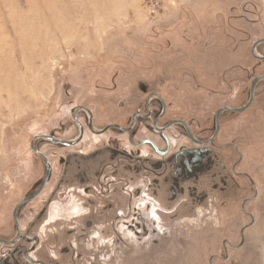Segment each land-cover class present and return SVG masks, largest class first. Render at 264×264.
<instances>
[{"label":"rangeland","instance_id":"rangeland-1","mask_svg":"<svg viewBox=\"0 0 264 264\" xmlns=\"http://www.w3.org/2000/svg\"><path fill=\"white\" fill-rule=\"evenodd\" d=\"M155 1L0 0V43L10 46L6 58L17 60L16 71L0 78L4 235L11 232L13 207L42 173L29 149L32 137L54 128L62 138L75 136L73 106L89 108L96 128L123 123L143 99L144 84L167 100V117L197 119L209 137L219 108L248 101L251 81L264 75V62L257 65L251 54L264 37V0ZM33 27L41 37L31 44ZM18 45L29 47L26 72ZM256 53L264 56V43ZM79 118L86 122L85 113ZM85 131L72 148L40 141L54 170L21 211L25 234L38 236L41 246L32 257L45 264H264V79L250 106L222 113L216 138L222 152L207 156L212 165L174 184L166 165L152 172L137 167L147 149L139 152L111 131ZM134 133L155 139L139 123ZM169 135L190 146L180 144L175 130ZM108 140L130 151L127 161ZM142 191L153 197H141ZM72 201L80 212L69 208ZM31 222L33 230H26Z\"/></svg>","mask_w":264,"mask_h":264},{"label":"flooded vegetation","instance_id":"flooded-vegetation-1","mask_svg":"<svg viewBox=\"0 0 264 264\" xmlns=\"http://www.w3.org/2000/svg\"><path fill=\"white\" fill-rule=\"evenodd\" d=\"M254 59L256 60L257 65L264 62V60H258L256 58ZM254 70L255 67L253 66V71ZM141 90L144 94L143 99L138 102L137 107L129 114L123 123L117 121L110 122L101 128H96L93 125L92 113L89 108H87L85 105H76L70 109L71 120L78 129V133L75 136L70 138H62L59 135L60 133L58 128H54L48 134H37L32 137L29 149L34 155L35 159L38 161L42 173L41 176L33 182L31 189L28 190L22 199L19 200L13 207L11 211L10 235H4L0 231V264H45V262L42 260L32 257V251H36L41 247L38 236L26 235L20 222L21 211L24 209L26 204L31 201L33 202L36 198H38V196L42 194L53 176L54 165L51 162V159L48 158L44 150H42L40 147V141L42 140L49 145H55L57 148L65 149L79 145L83 141V138L86 134V129L89 130L93 136H100L105 134L107 131H111L115 135L126 137L124 140L126 143L130 144L131 148L137 149L139 152L140 149H143L142 152H145L146 149L148 150L147 154L141 153L137 156L140 158V161L136 159V162L140 163L137 165V167L141 171L148 170L152 172L155 167H164L166 165L172 171L169 180H171L173 184L177 183L179 180L187 179V176H200L207 166L212 165L211 159H208L207 156L209 154H214L216 157L218 152H222L221 147L217 144L216 138L220 130V117L223 112L230 110L224 109L220 111L218 119L216 118V114L217 111L222 107L215 112L212 122L213 127L211 135L206 137L205 135H207V128L203 127L197 119H185L181 118V116L167 117V100L159 92L149 91L147 85L145 86L142 84ZM122 106L123 105H121V107ZM81 112L85 113L86 122L85 120H80L79 115ZM138 123L139 125H143L147 132L152 133L155 136V139L148 137L136 139V133H134V130L136 124L138 125ZM173 130H175L179 135L180 144L183 141V143H188L190 146L180 147L176 140H174L169 135V132L172 134ZM108 143L110 144V147H113L111 145H116V147L113 148L115 149L113 152L114 154L119 155L120 159H124L125 161L128 160L127 153H130V151L128 149H124L123 147L121 148L120 142L117 143V145L114 141L110 142L108 140ZM231 145L234 149V152L237 154L239 153L238 155L241 156L237 142H232ZM75 152L82 153L78 151H74L73 153ZM149 158L155 159L153 160V163H148L149 160H151ZM61 162L62 161L59 160V164L64 165V163ZM99 164L102 163L99 162ZM102 165L104 167H108V165H105V163ZM236 165H238V163L235 164L234 167H236ZM95 178L98 180L100 179L99 170L95 173ZM141 179L143 178H139L138 180ZM92 188L95 190V187ZM90 190L91 189H88V187L84 189V198L88 200L87 202L91 200L88 199L89 196L87 195ZM135 190L139 191L138 188ZM74 192H77L79 195L81 193L79 188L77 190L75 189ZM92 193L95 194V192ZM142 194L145 196L150 194L151 197H153L151 193L147 194L142 191L140 194L141 197ZM72 195L75 197L74 194ZM26 197H29V199L24 201ZM74 203L78 204L76 201H74ZM83 207L86 208L85 206ZM78 211L80 212V210ZM43 215L44 213H42L41 217ZM45 218L46 215L42 219H39V224L44 222ZM32 225L35 226L36 224H32L31 222L25 229H32L30 227Z\"/></svg>","mask_w":264,"mask_h":264},{"label":"bare ground","instance_id":"bare-ground-1","mask_svg":"<svg viewBox=\"0 0 264 264\" xmlns=\"http://www.w3.org/2000/svg\"><path fill=\"white\" fill-rule=\"evenodd\" d=\"M35 35H36V37H35ZM15 36H16V35H15ZM15 36H14V34H13L12 40H13L14 42H15V39H16ZM38 37H41V35H40V33H39V30H37V29L34 28V27L31 28V29H30V34H28V40H29V42H30L31 44L35 43L36 41L39 40ZM41 39L43 40V38H41ZM43 41L46 42V40H43ZM43 41H40V42H39V43H40V46L43 45ZM39 43H38V45H39ZM8 47H10L8 44H6V43H0V78H2L1 76L4 75V72H5V71H6V73H7L8 71H11V72L16 71V64H15V61H17V60H16V58H15V56H14L15 54H13L12 57L10 56L9 58H8V57L6 58V56H5V53H4V52H6V51L8 50ZM43 47H44V45L42 46V48H43ZM28 48H29V47H25L24 45H18V47L15 48V51L19 52L20 56H21V54L23 55V56H22V62H23V64H24V72H26V71L29 70V68H30V62H28V60L26 59V57H24L25 54H26V52H27V49H28ZM5 49H7V50H5ZM2 53H4V54H2ZM9 53H10V52H9ZM9 53H6V55L8 56ZM41 55H42V53L37 55V60H40V59H41ZM32 66L34 67V64H32ZM1 81H2V80L0 79V82H1ZM1 84H2V82H1ZM0 86H1V85H0ZM140 200L143 201L142 198H141ZM153 207H155L154 204H153ZM156 207H157V206H156ZM69 208H71L72 210H73L74 208L78 210L79 205L73 203V204H71V206H70ZM137 209H138V213H139V215L143 216L142 213H141V211H142L143 208L140 207V204L137 205ZM144 211H145V210L143 209L142 212L145 213ZM78 212H79V211H78ZM151 214L154 215V209H152ZM139 219H142V218L139 216ZM135 227L138 228V227H137V223L134 224L133 228H135ZM134 233H135V232H134ZM135 234H136V233H135Z\"/></svg>","mask_w":264,"mask_h":264},{"label":"water","instance_id":"water-1","mask_svg":"<svg viewBox=\"0 0 264 264\" xmlns=\"http://www.w3.org/2000/svg\"><path fill=\"white\" fill-rule=\"evenodd\" d=\"M260 43H264V37H262V38H260V39H258V40H256V41L254 42V44H253V46H252V48H251V54H252V56H253L254 58H256V59H258V60H264V56L262 57V56H259L258 54L255 53V49H256V47H257ZM261 79H264V75L257 76V77H255V78L251 81V84H250V90H249V99H248V101L246 102V104H244V105L241 106V107H237V108H236V107L224 106V107H222L221 109H219V110L217 111L216 118L218 119V115H219L220 111H222V110H224V109H228V110H230V111H232V112H241V111H243L245 108H247V107L250 105V103L252 102V99H253V92H254V87L256 86L257 82L260 81ZM28 199H29V197H26V198L24 199V201H26V200H28ZM24 201H23V202H24Z\"/></svg>","mask_w":264,"mask_h":264},{"label":"built area","instance_id":"built-area-1","mask_svg":"<svg viewBox=\"0 0 264 264\" xmlns=\"http://www.w3.org/2000/svg\"><path fill=\"white\" fill-rule=\"evenodd\" d=\"M152 2H154V3H156V1L155 0H151Z\"/></svg>","mask_w":264,"mask_h":264}]
</instances>
